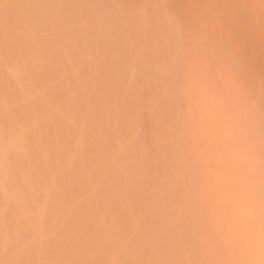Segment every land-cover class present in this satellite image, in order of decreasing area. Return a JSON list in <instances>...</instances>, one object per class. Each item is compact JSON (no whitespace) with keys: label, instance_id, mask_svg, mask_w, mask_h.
Here are the masks:
<instances>
[{"label":"rangeland","instance_id":"1","mask_svg":"<svg viewBox=\"0 0 264 264\" xmlns=\"http://www.w3.org/2000/svg\"><path fill=\"white\" fill-rule=\"evenodd\" d=\"M0 23L1 42L36 51L29 85L40 64L55 98L45 145L58 144L61 175L80 177L50 170L59 192L84 184L82 200L146 207L138 229L167 235L163 262L185 249L198 255L188 264L220 256L239 185L264 170V0H0ZM121 242L113 261L129 259L133 240Z\"/></svg>","mask_w":264,"mask_h":264},{"label":"bare ground","instance_id":"2","mask_svg":"<svg viewBox=\"0 0 264 264\" xmlns=\"http://www.w3.org/2000/svg\"><path fill=\"white\" fill-rule=\"evenodd\" d=\"M6 12L7 10L4 13ZM0 27H2L1 23ZM22 48V45H16L10 38L0 41V264H188L189 261L196 260L198 255L192 249L189 252L185 249L182 253H175L174 257L167 262L161 260L159 252L167 235L152 233V238H149L150 233L138 229L147 219L146 207L135 211L133 206L119 204L120 198H115L116 201L112 200V196L110 198L92 196L88 201L84 196L86 201L82 200L77 193L81 194L84 184H81L82 187L79 189L77 184L73 186V188L77 187L78 192H73L72 187L71 189L66 187L65 190H61L64 191L63 196L58 197L61 191L59 192L60 187L55 181L57 178L52 176V172L61 171L57 170L61 167L58 166V168L57 163L63 159H59L60 155H57V159L55 155L50 156L51 150L46 146L50 141L46 145L45 142L48 141L46 137L51 129L47 131L43 127V124L46 127V124L55 120L57 111L52 108V102L56 103V101L54 98L51 102V96H46L40 85V64L36 70L37 82L33 84L34 87L29 85V61L36 51L31 45ZM33 67L35 68V63ZM58 107L61 108V106ZM59 113L65 115L61 111H58ZM51 138V141L55 140V137L52 138L53 140ZM54 143L50 142L48 147L51 145L52 149ZM56 146L54 148L57 150L58 146ZM45 150L51 157L47 159L52 161V165L53 161L56 164H54L57 167L56 170L48 160V163H45V158L48 156H44ZM54 150L52 151L58 154L59 149ZM66 158L65 161H67ZM262 159L264 160V157L259 160ZM70 163L68 161V165ZM252 163L245 164L247 174L244 179L254 169ZM262 166L264 167V164ZM64 167L67 170L69 166L64 165ZM65 168H61L64 177L61 172L58 173L64 180L67 176L66 182L69 184L68 176L73 177L72 174H76L79 170L72 173L73 168H70L72 172L70 170L68 172L72 174L66 175ZM263 169L260 167L258 171ZM262 173H260L261 176ZM46 174L50 175L46 176ZM260 174L256 171L250 175V180H245L239 185L225 249L220 256L216 252L209 257L206 264H264V200L260 201L263 197L261 193L264 189L261 188H264L262 186L264 179L259 178ZM59 175H57L58 178ZM73 178L80 179L79 176ZM259 179L263 184L259 183ZM258 185L261 186L259 191ZM121 206H125V212L129 211L121 214ZM130 208L134 209L131 213ZM123 215L126 219L122 218L123 220L117 224L116 221ZM143 224L146 225V223ZM116 229L119 236L115 235ZM124 238L133 240L126 249L129 259L113 261L115 246L121 244ZM107 244L110 248L112 246L110 251H106Z\"/></svg>","mask_w":264,"mask_h":264}]
</instances>
